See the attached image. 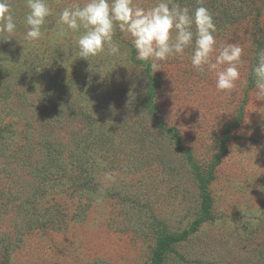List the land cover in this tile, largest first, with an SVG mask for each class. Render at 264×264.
Returning a JSON list of instances; mask_svg holds the SVG:
<instances>
[{
    "label": "rangeland",
    "instance_id": "374dc122",
    "mask_svg": "<svg viewBox=\"0 0 264 264\" xmlns=\"http://www.w3.org/2000/svg\"><path fill=\"white\" fill-rule=\"evenodd\" d=\"M46 2L40 39L26 0L0 33V264H264V0H172L211 13L214 55L242 47L230 91L191 47L153 71L118 27L119 55L81 58L57 20L86 0Z\"/></svg>",
    "mask_w": 264,
    "mask_h": 264
},
{
    "label": "clouds",
    "instance_id": "9594fccd",
    "mask_svg": "<svg viewBox=\"0 0 264 264\" xmlns=\"http://www.w3.org/2000/svg\"><path fill=\"white\" fill-rule=\"evenodd\" d=\"M26 7L24 38L32 42L41 38L42 26L52 15V9L46 0H26ZM0 21V33L7 37L15 32L17 26L9 0H0ZM57 23L80 33L77 39L79 56L86 60L104 52L105 46L109 55L120 54V46L113 42L118 27L131 37L137 59L150 61L153 71L169 57L183 54L191 47L192 66L202 74L206 70L215 72L217 90H232L240 78L238 65L242 47L230 43L214 55L217 53L216 28L211 13L203 6L190 11L172 0H157L148 8L134 5L133 0H86L82 6L65 7L59 12ZM257 60L252 74L256 96L264 100V51L258 53ZM107 179H112L110 174Z\"/></svg>",
    "mask_w": 264,
    "mask_h": 264
}]
</instances>
